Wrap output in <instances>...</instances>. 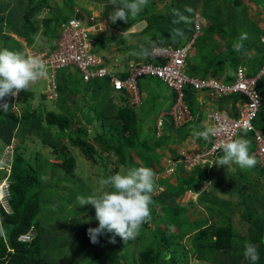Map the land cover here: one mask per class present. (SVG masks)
Wrapping results in <instances>:
<instances>
[{
  "label": "trees",
  "instance_id": "trees-1",
  "mask_svg": "<svg viewBox=\"0 0 264 264\" xmlns=\"http://www.w3.org/2000/svg\"><path fill=\"white\" fill-rule=\"evenodd\" d=\"M12 1L14 2L13 6ZM101 1L107 3L108 11L110 9L109 12L104 13L109 27L118 32L99 34L95 49L98 51L100 49L108 50L111 43L114 42L120 52H130L133 48L138 49V54L130 52V59L157 64H163L165 61L152 55V46L159 43L180 47L191 41L195 34L198 6L201 3L207 7L212 6L216 1L222 4L234 3L233 6L226 5L227 16L221 13V11L224 13L223 5L218 4L220 12L217 15L223 16V21L219 22L220 27L209 24L204 32L200 31L192 49L198 43L202 44V47L200 44L195 53L196 56L200 55L202 60L198 62L196 56V59H192L191 52L187 59L186 72L195 77H207L210 72H216L217 69L223 73L229 71L223 79L226 82H231L240 65H246L251 76L258 75L264 67V29L253 18L254 15H249V10H247L248 12L241 11L242 8H239V5H243L247 9L243 0H176L178 15H171L168 18L163 14L149 15L147 6L137 10L134 8L136 3L128 4L126 0ZM153 1L151 0L152 3ZM250 1H254L258 14L264 11V0ZM212 2L214 3L211 4ZM67 5L72 12H75L76 7L74 9L72 3ZM10 7L12 10L6 20L5 27L3 19L6 17L4 18L2 14L0 18L2 21L0 33L4 38L3 49L13 54L12 49L15 46L18 47V57L15 59V63L21 56L19 48L22 44L5 34V29L25 37L31 44L43 28L41 34L52 37L53 40L56 37L55 44L62 23L72 18L66 17L59 5L55 7L56 11L58 10L57 14H45L44 9L52 8L50 0H0V14L5 11L9 13ZM55 8L52 9L55 10ZM15 13L16 17H14ZM187 13L191 15L190 22L186 20ZM161 19L163 21L166 19L165 24ZM142 20H147V24L140 33L127 32L135 23ZM154 27H156L155 33L150 34ZM145 34H149L153 38L147 39ZM218 35L221 38L217 37ZM129 37H138V42L129 44L127 41ZM71 68H67L63 79L59 78V99L63 107L68 98L67 95H75L83 83L82 76ZM211 75L218 77L217 72ZM2 76V78L0 76V84L5 86L7 83L4 79L9 76L8 72L5 71ZM10 77V87L14 89L17 81L14 76ZM87 83L86 93L94 104L90 103L88 110L83 111L79 116H76L67 106L64 107L67 115L55 111H49L42 115L37 112V108L31 111L30 107L18 114L10 107L12 101L6 104L8 109L0 110V139L7 145L12 142L13 137L17 138L15 153L20 149L21 144L30 138V130L34 129L35 133L43 140L44 145L50 147L51 154H55L56 158L62 160L59 164L53 163L49 160V156L45 157L39 153L38 164L33 166L31 163H25L22 154H15L13 180L8 198L9 205L13 210L8 212L3 206H0V264H55L56 259L49 262L46 258L51 253L57 252L48 246L54 240H48L47 236L53 229L56 233L61 230L64 234L67 227L64 222L65 226L60 224L59 227L55 225L46 227L39 216L44 204L48 202L60 204L55 197H52L53 200L47 197V193L51 194L52 186L59 189L60 194L70 188L67 182L73 177L76 156L71 153L69 143L81 149L87 159L94 162L97 161V153L99 155H102L103 152L112 153L117 158V162L125 167L124 174L136 170V165L139 163L136 158L149 172L157 174L164 169L160 160L165 152L169 151V156L177 158L180 143L190 142L193 135L199 137L200 128L207 131L201 111L198 117L181 126L174 125L172 116L166 115L163 125L164 133L162 136H157V118L166 104L168 109L174 104L177 96L176 92L160 78L143 76L138 80L140 103L133 101L130 92L115 90L107 77L93 79ZM258 89L264 96V73L259 76ZM185 93V100L196 115L198 113H195L196 107H199L197 92L191 85H187ZM230 100L231 106L229 105ZM245 100L246 98L241 94L227 95L221 98L220 106L217 109L225 111L224 108H226L230 115L236 116L238 114L236 103H242ZM91 105L96 112L94 115L89 113ZM95 121H101L103 124L107 121L109 124L108 132L105 135L101 134L96 127L93 129L95 135L94 138L92 136V140L98 143V147L88 141L91 139H87L93 133L89 131L88 125ZM254 125L256 129L264 133V104L258 117L254 120ZM253 135V132L240 131L239 143L241 140L249 138L252 144L248 141L244 147V145H238L237 140L235 148L232 150L229 148L218 154L215 165L219 161H227L229 164L233 163V167L236 169L233 172H228L229 180L227 182L219 184L217 173L211 176L218 165L213 166L210 172L205 165L197 166L189 171L179 166L172 175V178L176 177V183L168 182L159 192L156 191L158 188L161 189V186L155 179L151 181L141 175L143 182H138L136 188L127 185L124 187L125 191L122 193L117 207L114 203L119 193L118 190L111 192L108 196L94 199L91 203L94 210L92 217H95L91 222L92 227H97L96 222L99 223L104 217L101 211L116 212L119 215L118 222L120 223L123 219L129 220L130 225L123 223L120 224L123 226L117 227L128 241L130 235L124 225L127 226V229L128 226L133 228L140 225L146 228L154 225L155 235L159 231L160 240L158 239L156 249L144 248L138 254L140 264H188L191 251L180 242L183 237L188 235L191 237L192 250L203 262L264 264V196L260 194V190L264 186V161L260 163L259 157L251 154L255 150L253 142L255 143L254 148H256ZM67 136L69 143H65ZM205 143L204 141L203 144ZM47 169L52 172L53 177L50 180L44 178ZM59 170L62 171L61 174H58ZM184 171L190 173H184ZM209 180L211 188L209 186V189L201 190L202 184ZM189 189L199 191L200 194L197 200L191 199L186 205H182L178 199ZM259 199L262 200L259 202ZM253 203L255 204L254 208L250 207ZM91 204L82 210L89 211L88 208L91 207ZM192 204L199 206L202 211H206V216L202 221L189 222L186 212ZM158 206L161 208L160 214L157 210ZM74 219L80 220V217L71 220L74 221ZM160 225H164V227L159 228ZM237 225L245 229V234L240 233L241 230ZM75 226L73 224L69 226L70 234L77 228ZM4 227L7 228V234L4 233ZM32 228L34 229L33 238L30 241L20 240V236L28 233ZM175 228L176 230H174ZM100 229L102 230V228ZM100 229L97 232L87 229L89 238L84 237L87 243L94 246L96 264H130L126 262L130 254L128 247L130 242L127 240V242H123V246L127 247L123 253L107 252L105 249L108 247L115 248L113 243L118 235L111 238L110 244L106 241L104 243L103 237L100 236ZM115 230L117 229L115 228ZM84 238L80 237L79 240L83 241ZM142 238V234L138 233V240ZM58 241L52 245H59L58 252L62 256L64 245L74 243L75 239L70 237L69 240L62 239L60 241L58 239ZM63 243L64 245H62ZM101 244L104 246L99 247ZM162 247L165 248L164 251H162ZM131 254V259L133 258L137 262L138 257L134 255L135 253ZM107 255L112 256L111 261L107 260ZM56 256L59 257L57 254Z\"/></svg>",
  "mask_w": 264,
  "mask_h": 264
},
{
  "label": "rangeland",
  "instance_id": "rangeland-1",
  "mask_svg": "<svg viewBox=\"0 0 264 264\" xmlns=\"http://www.w3.org/2000/svg\"><path fill=\"white\" fill-rule=\"evenodd\" d=\"M153 1V0H152ZM247 5L253 7L248 8L249 6L243 7V5H239V8L241 7V11L245 12V10H249V12H255L253 9L254 8V1H250V0H243ZM250 3H249V2ZM261 1V0H259ZM51 2V6L52 8H55L59 5L60 9L63 11V13L65 14V16H69V17H74L75 16V12L70 9V7L67 5L69 3H72L74 5V9L79 8L84 10L86 13H90L95 12L97 13V15H99L100 17L104 18V13L108 12L107 9V3L101 1V0H50ZM68 2V3H66ZM126 2L128 4H135V9L140 10L141 8H144L145 6H147L148 9V14L155 16L157 14H163L164 17L168 18L171 15H178V7H176V0H154L153 3L151 2V0H126ZM13 1H12V6H13ZM59 3V4H58ZM214 2H212L211 4H213ZM221 2L216 1L212 6H205L204 3H201L198 6V11L197 14L200 15L201 18V31L204 32L205 28L207 25L209 24H214L217 25V27L219 26V22L223 21V16L221 17L219 14L220 11H218V8L220 6H218V4H220ZM58 4V5H57ZM222 4V3H221ZM230 4L231 6H233L232 4L234 3H223L222 5V10L224 11V13L221 11V13L225 16H227L228 11L225 9L226 5ZM229 5V6H230ZM253 5V6H252ZM11 6V7H12ZM9 8L10 12L8 13L7 11L2 12L0 14V18L3 14L4 18L3 19V25L4 27L6 26V20L9 17L12 8ZM49 8V7H48ZM44 9V11L48 10L47 13L45 14H50L52 13L53 15L56 13H58V10L56 11L53 9ZM77 9H75L76 11ZM102 12H101V11ZM56 11V12H55ZM110 11V9H109ZM101 12V13H100ZM248 12V11H247ZM8 13V14H7ZM208 13V14H207ZM8 15V16H7ZM14 15V14H13ZM12 15V16H13ZM254 15V14H253ZM16 13L15 16L16 17ZM219 16V17H218ZM191 15L188 13L186 14V20L187 22L191 21L190 20ZM254 19L258 20L259 22H261L259 25L262 27V29H264V11H262L259 14L254 15ZM166 19H164V21L161 19V21L165 24ZM2 21L0 20V23ZM169 22V21H168ZM176 23V20L174 21ZM186 22V23H187ZM173 23V24H175ZM147 24V20H142V21H138L137 22V27L140 28H144ZM229 28V27H228ZM138 30V29H137ZM5 34L10 35L12 38L18 40L19 39V35L16 34L14 31L12 30H8L5 29ZM156 31V27H154V30L151 31L150 34L155 33ZM4 33V32H3ZM18 35V36H17ZM145 36L147 37V39H152L153 37L150 36L149 34H145ZM220 37L221 36H217ZM138 37H129L128 38V43H137ZM219 38V39H220ZM10 41H13L10 39ZM212 43L214 42V40H211ZM201 43H198L197 46H194V50L198 51L197 48H199V45ZM3 45H4V38L1 36L0 33V76L1 78L3 77L2 74L7 71L8 72V77H6L4 79V81L7 83L6 85H9L11 83V77L12 76V72H13V65L15 64V59H17L18 57V52L17 49L18 47L15 46L13 50V54L10 53L9 51L3 49ZM169 45V44H166ZM35 47V46H34ZM118 46L113 42L111 43V49L113 51V49H115L118 52H120V50H118L117 48ZM200 47H202V44L200 45ZM37 48V47H35ZM38 49V48H37ZM99 49V48H98ZM114 50V51H115ZM193 50V49H192ZM100 51H103L100 49ZM123 53V52H122ZM195 54L192 55V59H196L195 58ZM198 58V62H200L202 59L199 56H196ZM200 57V58H199ZM22 59L20 58L19 63ZM18 63V64H19ZM109 67H112L113 69H115L111 64H107ZM18 66V65H17ZM246 66V65H245ZM247 67V66H246ZM3 72V73H2ZM213 76V75H212ZM216 77V76H214ZM31 79V80H29ZM62 79V78H61ZM26 78L22 81L20 87H24L27 88L29 85H33L35 88V91L32 93V99L27 98L29 97L27 94L24 93H20L18 92V94L13 98V101L17 103V107L19 108L20 111H22L25 108V105L23 100L24 99H29L30 100V108L31 111L35 110L36 108H40L37 110L38 113H41L42 115H44L45 112H49V110H53L55 112L57 111V108H60V102H54L53 100H49L46 97V94H42L41 91L42 89H44V81L41 79L40 77H36L35 79L32 78H28L26 81ZM40 81V82H39ZM32 86V87H33ZM87 88L85 87V91L83 90L81 93L76 94V98L79 100L78 103L81 104L82 108H83V102L85 101V103L87 105L90 104V101L94 104L93 100H89L88 94L86 93ZM26 91V90H24ZM42 95L44 97H42ZM204 95L205 94H201ZM5 96V103L8 104V102H11V95H9L8 93H4ZM4 102V101H3ZM41 106H39V104H41ZM15 104V103H14ZM4 108H7L6 106ZM85 109V108H84ZM213 110L212 106L206 105L203 107L202 112H203V119L206 118V112ZM16 112H18V110L15 109ZM95 111V110H93ZM199 111V107H196V112L197 113ZM59 113V112H58ZM44 117V116H43ZM96 123L99 124V127L101 128L99 132H101V134H106V132H108V123L107 121L103 124L101 121H97ZM30 130V129H29ZM115 130V127H114ZM33 131V132H31ZM89 131L93 132V127L89 128ZM116 131V130H115ZM145 132V131H144ZM143 132V134H144ZM31 135L29 136L30 138H28V140L26 142H24L23 144H21L20 149L15 153V154H22V156L25 158V163H31L33 166H37L38 164V155L39 153L42 154L43 156H49L51 157V162H56V156L55 154L51 155L50 152V148L44 145L43 140L41 139V137L35 133V130H30ZM69 134V133H68ZM95 133H91V135L89 137H87V139H91L88 140L89 142H92L96 145V147H98V143L95 140H92V136L94 138ZM192 137V136H191ZM194 137V135H193ZM192 140V139H191ZM190 140V142L192 143V141ZM195 140V139H194ZM65 143H69V137L67 136L65 138ZM71 146L70 147V151L72 154H74L76 156V166L74 168L73 171V177L70 179V181L67 182L68 186L70 187L69 189H66L64 191V193L60 194L59 189H57L56 187L52 186L50 188V193H47V197L49 199H52V197H55L57 202L60 204H56V203H46L43 205L42 207V211L40 213V220L43 222V224L46 227H53L54 225L59 227L60 224H62L63 226H65L63 224V222L66 224V230L64 234L62 233L63 231H58L57 233L55 232V229H53L51 231V233L47 236V239L49 240H54V242H59L58 239L61 241L62 239H75V242L72 244H65L64 243L62 245H64L63 247V251L64 253L62 254V256L59 255V249L57 245H52L54 244V242L52 244H49L48 246L52 248V250H56L57 252L55 253H51L50 255L46 256V258L48 259L49 262H51L52 260H55V264H96L97 261L95 259V250H94V246L91 245L90 243H87V241H85L86 239L89 238L88 234H87V229L91 230L92 232H97L98 229L102 228V230L100 229V236L103 237V242L104 243H109L110 244V240L113 236L118 235L116 241H114L113 245H114V249H112V247H108V249H105L107 252L113 251L117 253H123L125 251V246H123V242L125 243V241L128 239H126V237H124L123 232L117 228V227H121L123 225L120 226V224L125 223L126 225H130V222L128 219H123V221L118 222L119 219V215L116 212H103L101 211V213H103L104 217L101 218V220L98 222H96V226L97 227H92V221L95 219V217H92V214L94 212V210L92 209V202L94 201L95 198H102L103 196H108L111 192L113 191H117L118 190V195H117V199L114 203L115 207H117V203L120 200V197L122 196V193L125 191V186H129L131 188H136L137 183L143 182V179L141 178V175H144L148 180L155 179L157 183L160 184L161 189L158 188L156 192H159L161 190H163L164 186H166L169 183H176V177L172 178V175H168L166 177L162 176V172L161 173H153V172H149L148 169L143 166L142 163H140V161L137 159V161L139 162L136 165V170H132V171H128V173L124 174V166L121 165L119 162H117V158L111 154H108L107 152H103L102 155H99L98 153L96 154V158L97 161H90L87 159V157L85 156V154L82 152L81 149H79L78 147L72 145L71 143H69ZM203 145V144H202ZM254 152V151H253ZM253 152L251 153L253 155ZM6 155V144L3 143V141L0 139V166L4 165L2 162V159L5 157ZM170 155V152L167 151V153L165 152V154L161 157V166L164 167L166 170V165L168 164L166 162V157ZM14 155V159H15ZM55 156V157H54ZM2 157V159H1ZM179 157V156H178ZM260 163H263L264 160H260ZM183 164V163H180ZM218 164H214V166H217ZM183 166V165H182ZM236 167V166H235ZM184 169H186L187 171H189V169L185 168L183 166ZM216 168V167H214ZM234 170H236L233 167V163L231 164H226L224 166L222 165H218L217 169L212 172V175L214 173H216V171L218 172V183L222 184L227 182L228 179V172H233ZM13 171L12 170V176L11 179L13 180ZM165 172V171H164ZM62 171L59 170L58 174H61ZM184 173H190V172H186L184 171ZM6 175L5 171H0V180ZM52 172L47 169V173L44 175V178L47 180H50L52 178ZM212 179V178H211ZM120 183V184H119ZM211 183V182H210ZM264 183V180H263ZM61 184V183H60ZM209 187V186H208ZM211 188V186H210ZM138 191V188H137ZM260 194L261 196H264V186L263 188L260 190ZM71 197V198H70ZM44 199H46V197L44 196ZM53 200V199H52ZM262 199H259V202ZM6 201V200H4ZM178 201L181 202L182 205H186L187 204V200L185 199V197H181L180 199H178ZM55 204V205H54ZM91 204V207L88 208L89 211H83L82 209L85 206H88ZM94 204V203H93ZM49 206V208H48ZM66 206V207H65ZM65 207V208H64ZM250 207L254 208L255 204L253 203L252 205H250ZM100 208V207H99ZM44 209V210H43ZM102 209V208H101ZM9 212H12V207L9 208ZM157 210L160 214L161 212V208L158 206ZM100 211V210H99ZM187 217L189 222L193 223L196 221H202V219H204L206 216V211H202V209L195 205L192 204L189 206L188 211L186 212ZM96 216V214H94ZM118 215V216H117ZM80 220H76L74 219L71 220L72 218H77ZM71 224H73L74 226L76 225L77 228L75 229V231L73 230L72 234H70V229L69 226ZM125 226L126 231L128 232V234L130 235L129 237V241L130 242L128 244L129 247V257L127 258L128 260H126L127 263H139L140 264V257H139V253L145 248H149V249H156L157 248V243H158V239L161 237V235H159V231L158 233L156 232L157 235H155V228L154 225H151L149 227H142L140 225L136 226V227H131ZM75 226V227H76ZM116 226V227H115ZM238 226V225H237ZM164 225H160L159 228H163ZM241 230V234H245V229L242 226H238ZM63 228V227H62ZM115 228L117 230H115ZM4 233L7 234V228L4 227L3 228ZM142 230V231H141ZM176 230V228L174 229ZM84 233V234H82ZM138 233H141L143 238L138 240ZM84 238V240L80 241L79 238ZM78 238V239H77ZM189 235L183 237L182 240H180L181 243L185 244L186 248H188V250H190V258H189V263L188 264H213L212 262H208V261H201L198 257H197V253L194 252L191 248V241H190ZM242 239V237H240ZM180 239V238H179ZM178 239V240H179ZM160 240V239H159ZM106 241V242H105ZM126 241V242H127ZM135 243H137L135 245ZM67 245V246H66ZM61 246V245H60ZM104 246V244L99 245V247ZM164 247H162V251H164ZM131 253H135L134 255H136V257H138L137 262H135L133 260V258L131 259L130 256H132ZM45 254V252H44ZM56 254L59 256L57 257ZM74 260V261H73ZM107 260L111 261L112 260V256H108L107 255ZM132 262V263H131Z\"/></svg>",
  "mask_w": 264,
  "mask_h": 264
},
{
  "label": "built area",
  "instance_id": "built-area-1",
  "mask_svg": "<svg viewBox=\"0 0 264 264\" xmlns=\"http://www.w3.org/2000/svg\"><path fill=\"white\" fill-rule=\"evenodd\" d=\"M201 25L200 15L197 14L195 34L191 41L184 46L174 47L159 43L152 46V55L157 59L164 60L163 64L147 63L143 60L132 61L126 65L125 70H120L119 57H112V61L108 63L105 56L95 49L97 36L109 28L106 18L100 17L95 12L85 14V20L72 17L62 23L58 39L53 47L37 49L34 46H28L25 48L24 58L16 67L15 76L20 82L32 68H42V76L46 82L44 94L48 99L58 100L60 71L76 67L84 82L107 77L115 90L130 92L136 103L141 101L138 80L143 76L160 78L176 92L177 96L174 104L169 109L164 108L159 114L156 126L157 136H162L164 133L163 125L166 115L172 116L176 126L186 124L198 116V114L194 115L185 100L187 85H191L196 90V97L198 101H201L200 103H203L204 99L199 93L216 101L227 95L241 94L246 100L240 103L241 106L236 116L219 109L206 112L208 126L207 132L203 134L206 143L199 146L187 141L179 145V157H166L168 164L166 170L163 169L162 176L173 175L182 165L189 170L205 165L210 172L218 154L233 147L238 140L240 131L244 130L254 133L256 149L253 154L260 160H264V133L256 129L254 125V120L258 117L264 104V96L258 89V79L264 73V67L258 75L251 76L247 67L240 65L231 82L214 76L195 77L189 75L186 72V63L191 54L193 43L201 31ZM107 64H111L115 69ZM14 148V144L8 145L6 155L2 159L4 165L0 166V171L6 172V175L0 180V206H3L8 212L10 211L8 198L12 182L11 176L15 161ZM208 184L210 182L203 188H207ZM199 194L200 192L188 190L184 197L189 202L191 199L195 200ZM33 236L32 228L28 233L21 235L20 240L30 241Z\"/></svg>",
  "mask_w": 264,
  "mask_h": 264
},
{
  "label": "crops",
  "instance_id": "crops-1",
  "mask_svg": "<svg viewBox=\"0 0 264 264\" xmlns=\"http://www.w3.org/2000/svg\"><path fill=\"white\" fill-rule=\"evenodd\" d=\"M249 2V1H248ZM250 3V2H249ZM246 4V3H245ZM246 6H249V5H247L246 4ZM253 6V5H252ZM248 8H253V7H251V6H249ZM254 8L255 9H253L255 12H249V15L250 16H253V14L254 15H256V14H258V12H256V5L254 4ZM76 9H79V8H76ZM81 11H83L85 14H89V13H86L84 10H82V9H80ZM101 11V10H100ZM102 12V11H101ZM100 12V13H101ZM109 12V11H108ZM261 13V12H260ZM104 16V15H103ZM105 17V16H104ZM106 18V17H105ZM254 18V17H253ZM106 20H107V18H106ZM258 21V20H257ZM259 22V21H258ZM259 23H261V22H259ZM137 23H135L127 32H132V33H134V32H138V33H140V31H142L143 30V28H138L137 27V25H136ZM138 29V30H137ZM43 31V28L40 30V33H39V36L34 40V42L33 43H28V41H27V39L25 38V37H22V36H19V39H18V41L22 44L21 46H20V58H22L23 57V54H24V51H25V48H27L28 46H35V47H37V48H39V49H44V48H48V47H53L54 46V42H55V40H56V37H55V39L53 40V38L52 37H49V36H45V35H43V34H41V32ZM117 30H115V29H113V28H108L104 33H107V32H116ZM118 32V31H117ZM18 36V35H17ZM115 49H113V51H112V49L110 48V49H106V50H103V51H98L97 49H96V51H98V52H100L102 55H104L105 56V58H106V60H108V63H110L111 61H112V57H119L120 58V61H121V64H120V70H125V68H126V65H128V63L129 62H132V61H136V59H130L129 58V55H130V52L131 53H136V54H138V49H136V48H133V49H131V51L129 52V51H125V52H118L117 53V51L115 50ZM192 52V55L193 54H195L197 51H195L194 50V48H193V50L191 51ZM20 58H19V60H20ZM19 62V61H18ZM18 62L17 63H15L14 65H13V71H14V68L16 67V65L18 64ZM70 69V68H69ZM74 72H78V74H80V72L78 71V69L76 68V67H73V68H71ZM42 71H43V69L42 68H34V69H32L31 71H30V73L27 75V77H26V80L30 77V78H32V79H35L37 76L38 77H40V80L42 79L43 81H44V88H45V84H46V82H45V79H44V77L42 76ZM65 71H67V68L66 69H63V70H61L60 71V73H59V78H62L63 79V77L65 76L64 75V73H65ZM217 74H218V78L220 77V78H224V77H226V75H227V72H229V71H226L225 73H223V72H221L220 70H218L217 69ZM216 72H210L209 74V76H212L211 74H213V73H216ZM13 73V72H12ZM222 74V75H221ZM12 76H13V74H12ZM25 80V81H26ZM29 80H31V79H29ZM40 82V81H39ZM24 83V82H23ZM22 83V84H23ZM88 85V83L87 82H84L83 81V83L80 85V87H79V90H78V92H76V94H79V93H81L83 90L85 91V87ZM33 85H29L27 88H22V87H20V90H19V92L22 94V93H24V94H27L29 97H27V98H30V99H32V98H34V97H32V93L35 91V88H36V86L34 87H32ZM16 87V86H15ZM15 89V88H14ZM14 89H11V87H10V84L9 85H6V86H3V85H1L0 84V110H2V111H4V107L6 106V103H5V96H4V93H8L9 95H10V92L12 91V90H14ZM24 90H26V91H24ZM33 91V92H32ZM43 91H44V89H42V91H41V93L44 95V93H43ZM76 94L75 95H67V99H66V101L64 102V107L66 108V106L68 107V108H70V110L73 112V113H75L76 114V116H79V115H81V113L83 112V111H87L88 110V108H89V106H90V104L89 105H87L86 103H85V101L83 102V108H82V106H81V104H79L78 103V99L76 98ZM42 95V97H44ZM199 95H201V93H199ZM202 96V98L204 99V101H203V103H200L201 101H198L199 102V108H201V110L203 109V107L204 106H206V105H209V106H212L213 107V109H217V108H219V106H220V100H218V101H216V100H212L209 96H207V95H205L206 97H204V95H201ZM11 97V96H10ZM60 98V97H59ZM49 100H51V99H49ZM4 101V102H3ZM54 102H60V99H58V100H53ZM23 102H24V104H26L25 105V108L22 110V111H20L19 110V108L17 107V103L15 102V104L12 102L11 103V108H13V109H16V110H18V114H20L21 112H23L26 108H29L30 107V100L29 99H24L23 100ZM9 103V102H8ZM90 103H92V102H90ZM42 105V103L41 104H39V106H41ZM229 105L231 106V100L229 101ZM167 104L165 105V109H168L167 108ZM240 106H241V104L239 103V102H237L236 103V107H237V112L239 111V109H240ZM63 106H62V104H61V102H60V108H57V111L59 112V113H62V114H64V115H67V112H65V108H64ZM85 108V109H84ZM8 109V108H7ZM31 109V108H30ZM38 109H40V108H38ZM225 109V111L227 112V113H229V110L228 109H226V108H224ZM164 110V109H163ZM49 111H53V110H49ZM162 112V111H161ZM46 113V112H45ZM89 113H90V115H94L96 112L95 111H93V107H92V105H91V110L89 111ZM198 117V116H197ZM0 120H1V117H0ZM97 121H95L93 124H89L88 125V128H92L93 127V129H94V127H96L97 128V130L98 131H100V127H99V125L98 124H95ZM203 123L205 124V125H207L208 126V122H207V120H206V118L205 119H203ZM207 131L205 130V129H199V137H197V136H192L191 137V141H192V143H195V144H197V145H202L203 143H204V141H205V137L203 136V134L204 133H206ZM247 138V137H246ZM193 139H195V140H193ZM240 139L241 138H238V145H244L245 143H248V141H249V143H251L252 141H250V139L248 138V139H243V140H241V142L239 143V141H240ZM252 144V143H251ZM7 146V145H6ZM45 146H47V145H45ZM235 146V145H234ZM232 147V148H235V147ZM71 147V146H70ZM244 147H245V145H244ZM255 147V143L253 142V149H255L254 148ZM50 148V147H49ZM232 148H230L231 150H232ZM225 151V150H224ZM50 152H51V150H50ZM52 155V154H51ZM74 155V154H73ZM45 157H48V156H46V155H44ZM56 156V155H55ZM54 156V157H55ZM1 159H2V157H1ZM57 160H56V162H53V163H60L62 160H60V159H58V158H56ZM49 160L51 161V157L49 158ZM217 164L219 165H222V166H224V165H226V164H228V162L227 161H223V162H217ZM216 173L218 174V172L216 171Z\"/></svg>",
  "mask_w": 264,
  "mask_h": 264
},
{
  "label": "clouds",
  "instance_id": "clouds-1",
  "mask_svg": "<svg viewBox=\"0 0 264 264\" xmlns=\"http://www.w3.org/2000/svg\"><path fill=\"white\" fill-rule=\"evenodd\" d=\"M77 10H80V9H77ZM80 11H81V10H80ZM75 12H76V11H75ZM81 12L85 15V13H84L83 11H81ZM91 12H92V11H91ZM91 12H90V13H91ZM90 13H89V14H90ZM74 17H75V16H74ZM263 37H264V36H263ZM23 58H24V54H23V57H22L21 59H23ZM18 63H19V62H18ZM17 65H18V64H17ZM17 65H16V67H17ZM16 67L14 68V71H13V76H14L15 78H16V76H15ZM32 69H34V68H32ZM32 69H31V70H32ZM31 70H30V71H31ZM30 71L26 74L25 78H26L27 75L30 73ZM25 78H24V79H25ZM24 79H23V80H24ZM23 80H21L20 82H18V79L16 78V81H17V82H16V87H15L14 90H12V91L10 92L11 99H12V102H13V103H15V102H14L15 100L13 101V98L18 94V92H19V90H20V85H21V83H22ZM44 90H45V88H44ZM43 93H44V91H43ZM12 110H13L14 112H16L15 109L12 108ZM199 110H200V108H199ZM201 111H202V110H201ZM201 111H198L197 114L199 115ZM196 117H197V116H196ZM16 142H17V138L13 137L12 142H11L10 144H14V146H15V145H16ZM205 142H206V140H205ZM10 144H7V146H6V150H7L8 145H10ZM181 144H183V143H180L179 145H181ZM192 144H193V143H192ZM235 144H236V143H235ZM231 148H232V147H231ZM14 149H15V148H14ZM255 149H256V148H255ZM226 150H227V149H226ZM254 152H255V150H254ZM254 152H253V153H254ZM14 155H15V150H14ZM253 155H254V154H253ZM161 172H162V171H161ZM161 172H159V173H161ZM208 182H211V181H210V180H209V181H205V182L202 184V186H201L202 189H201V190L209 189L208 186H210V184L207 185V188H206V187L203 188L204 186H206V184H207ZM189 190H192V189H189ZM187 191H188V190H187ZM194 191H195V190H194ZM196 192H199V191H196ZM183 196H184V195H183ZM183 196H182V197H183ZM197 198H198V197H197ZM197 198H196L195 200H197ZM187 203H188V202H187ZM33 230H34V229H33Z\"/></svg>",
  "mask_w": 264,
  "mask_h": 264
},
{
  "label": "water",
  "instance_id": "water-1",
  "mask_svg": "<svg viewBox=\"0 0 264 264\" xmlns=\"http://www.w3.org/2000/svg\"><path fill=\"white\" fill-rule=\"evenodd\" d=\"M75 18H80L81 20H85V15L80 10H76Z\"/></svg>",
  "mask_w": 264,
  "mask_h": 264
}]
</instances>
